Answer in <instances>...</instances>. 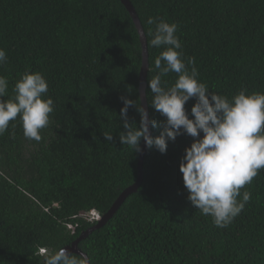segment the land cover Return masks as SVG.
Listing matches in <instances>:
<instances>
[{"label":"trees","instance_id":"16d2710c","mask_svg":"<svg viewBox=\"0 0 264 264\" xmlns=\"http://www.w3.org/2000/svg\"><path fill=\"white\" fill-rule=\"evenodd\" d=\"M128 1L146 39L145 97L158 124L164 117L148 104L147 82L164 46L150 45L148 17L178 25L185 64L210 91L229 99L242 89L264 93V0ZM0 49L4 99L27 70L42 74L54 102L39 142L24 137L19 115L0 135V264H44L46 252L96 224L79 214H106L136 181L139 152L118 135L120 97L140 100V40L119 0H0ZM161 79L171 86L177 74ZM194 102L184 105L190 119ZM128 118L138 126L135 108ZM149 130L155 137L161 127ZM192 141L181 134L164 154L146 147L137 189L77 244L90 264H264V168L240 190L238 200L251 193L242 212L218 228L187 200L178 165Z\"/></svg>","mask_w":264,"mask_h":264},{"label":"clouds","instance_id":"9594fccd","mask_svg":"<svg viewBox=\"0 0 264 264\" xmlns=\"http://www.w3.org/2000/svg\"><path fill=\"white\" fill-rule=\"evenodd\" d=\"M146 23L155 25V29L149 31L150 45L155 48L164 46L154 59V67L159 72L147 82L151 93L148 104L164 120L158 124L150 118L140 100L137 104L136 100L121 96L123 106L119 119L124 131L118 135L119 142L140 152L143 139L145 147H154L164 154L167 141H174L181 134L191 136L193 141L184 149L178 165L187 200L202 215L211 216L214 226L227 228L251 200L248 191H244L238 200L240 190L251 184L258 171L264 168V93L246 95L247 90L242 89L229 99L210 91L207 84L197 79L196 68L189 71L185 64L182 43L176 35L178 25L163 19L157 21L153 17H148ZM6 62V52L0 49V65ZM193 63L189 58L188 64ZM170 72L176 73L177 79L171 86H166L161 78ZM8 87V79L0 75V135L19 115L24 137L39 142L42 139L40 130L48 126L50 114L54 111L53 100L46 96V79L39 72L26 70L13 85V95L4 99ZM190 99L195 100L190 109L191 119L184 107ZM129 107L135 108L139 114L138 126L129 121ZM149 126L161 127L160 134L153 137ZM102 135L105 141H113L112 133ZM77 217L97 224L103 215L90 210ZM67 228L74 232L75 227L71 224H67ZM45 252V249H39L40 254ZM44 264L90 262L83 254H73L61 247L46 252Z\"/></svg>","mask_w":264,"mask_h":264},{"label":"water","instance_id":"95a60500","mask_svg":"<svg viewBox=\"0 0 264 264\" xmlns=\"http://www.w3.org/2000/svg\"><path fill=\"white\" fill-rule=\"evenodd\" d=\"M125 7V9L127 10V12L129 13L133 24L137 30L138 36H139V40H140V45H141V65H140V69H139V75H138V94H139V99H140V103L143 107H145L147 109V104H146V97H145V86H146V72H147V68H148V64H147V51H146V39L144 36V32L142 30L140 21L138 19V16L134 10V8L132 7V5L130 4V2L128 0H119ZM141 151L139 152V156H138V162H137V177H136V181L129 186L128 188H126L117 198V200L113 203V205L111 206L110 210L103 215L102 220L99 221L96 225L92 226L91 228L85 230L84 232H82L80 234V236L69 246H65V248L68 249L69 252L71 253H75V254H83L85 256V254L78 248L77 244L78 242L83 239L84 237H86L93 229L98 228L99 226H101L119 207V205L124 201V199L132 192H134L137 187L140 184V180H141V176H142V170H141V164H142V158L143 155L145 153L146 147L144 144V141L142 139L141 145H140ZM86 257V256H85Z\"/></svg>","mask_w":264,"mask_h":264}]
</instances>
